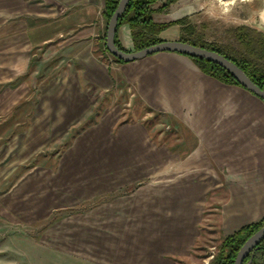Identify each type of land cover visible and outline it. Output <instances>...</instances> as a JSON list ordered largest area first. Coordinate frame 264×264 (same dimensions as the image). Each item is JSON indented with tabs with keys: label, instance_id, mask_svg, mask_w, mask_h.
Listing matches in <instances>:
<instances>
[{
	"label": "crops",
	"instance_id": "obj_1",
	"mask_svg": "<svg viewBox=\"0 0 264 264\" xmlns=\"http://www.w3.org/2000/svg\"><path fill=\"white\" fill-rule=\"evenodd\" d=\"M103 1L0 0V26L14 32L20 68L37 52L44 57L61 49L56 61L65 72L47 90L38 87L37 98L64 94L57 100L62 105L50 109L66 111L68 125L87 116L99 100L94 94H127L125 112L101 113L75 137L55 185L69 172L75 202L99 200L81 220L86 252L96 253L88 260L196 264L195 248L208 233L225 236L264 216V100L207 75L178 51L112 60L102 49ZM173 3L180 15L215 7L211 0ZM220 4L229 13L239 7L247 24L264 32V0ZM9 14H16L14 22H7ZM179 33L172 24L159 36L172 40ZM117 36L132 49L127 24ZM74 158L77 171L70 167Z\"/></svg>",
	"mask_w": 264,
	"mask_h": 264
},
{
	"label": "rangeland",
	"instance_id": "obj_2",
	"mask_svg": "<svg viewBox=\"0 0 264 264\" xmlns=\"http://www.w3.org/2000/svg\"><path fill=\"white\" fill-rule=\"evenodd\" d=\"M220 1L211 0L215 7L188 15H180L171 3L165 11L155 12L153 16L157 21L187 16L198 30L202 29L205 38L216 40L225 27L248 25L239 7L229 13L227 7L218 5ZM161 3L162 0L155 5ZM8 16V23L16 19V14ZM9 34L0 26V264H97L88 260L95 259L96 253L86 252L89 238L80 226L82 218L87 219L83 213L99 200L75 202L70 195L71 173L65 174L64 183L57 187L56 172L63 168L75 137L93 125L99 114L116 117L125 112L127 94L117 95L112 91L94 94L93 98L99 100L90 104L87 116L80 123L68 125L72 119L62 116L66 111L50 109L62 105L57 100H63L64 94L50 101L37 98L38 87L47 90V85L65 72L64 62L56 61L61 49L44 57L37 52L22 69L17 61V50L21 47L14 32L13 36ZM106 53L114 60L112 54ZM152 115L158 116V112L153 111ZM92 153L96 155L95 151ZM75 159L71 171L79 168ZM223 237L208 233L195 248L196 264H209ZM90 243L95 250L94 238Z\"/></svg>",
	"mask_w": 264,
	"mask_h": 264
},
{
	"label": "trees",
	"instance_id": "obj_3",
	"mask_svg": "<svg viewBox=\"0 0 264 264\" xmlns=\"http://www.w3.org/2000/svg\"><path fill=\"white\" fill-rule=\"evenodd\" d=\"M119 0H104L102 16L107 21L117 6ZM161 0H129L126 7L119 15L117 28L125 23L128 25L132 40V49L136 50L153 43L162 41L159 33L171 24H178L180 28L179 40L189 42L207 49L217 51L238 65L249 78L264 89V32L246 24H237L225 27L223 34L216 40L205 38L204 32L198 30L196 25L183 16L173 21H157L153 15L155 12L165 11L176 0H162L160 5H155ZM204 26V25H202ZM117 28L114 34L115 45L122 50H130L123 47L117 36ZM106 30V28H105ZM102 49L108 52L105 46V32L102 36ZM188 55L197 67L207 75L227 83L244 87L222 65L196 55ZM118 62H124L113 56ZM245 88V87H244ZM264 100V99H262ZM264 224V216L258 220L246 223L233 232L225 235L220 241L217 251L209 264H233L239 247L254 231ZM264 264V236L257 242L251 251L243 258L242 264Z\"/></svg>",
	"mask_w": 264,
	"mask_h": 264
},
{
	"label": "water",
	"instance_id": "obj_4",
	"mask_svg": "<svg viewBox=\"0 0 264 264\" xmlns=\"http://www.w3.org/2000/svg\"><path fill=\"white\" fill-rule=\"evenodd\" d=\"M128 1L129 0H119L117 6L107 21L104 41L106 49L110 54L124 62L164 50L178 51L184 54L204 57L225 67L247 90L257 97L264 99V89H261L258 85H256L238 65L217 51L194 45L179 39L162 40L136 50H122L118 48L114 42V34L117 28L118 17L126 7ZM263 236L264 224L254 231L250 236H248L242 243L236 253L233 264H242L243 258L251 251V249Z\"/></svg>",
	"mask_w": 264,
	"mask_h": 264
}]
</instances>
